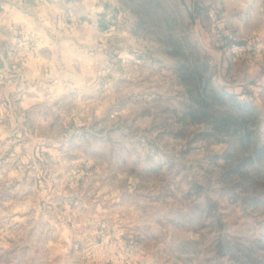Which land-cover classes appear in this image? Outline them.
<instances>
[{
  "label": "clouds",
  "instance_id": "obj_1",
  "mask_svg": "<svg viewBox=\"0 0 264 264\" xmlns=\"http://www.w3.org/2000/svg\"><path fill=\"white\" fill-rule=\"evenodd\" d=\"M197 93L213 119L189 124ZM253 124L264 0H0V264H218L223 232L253 247L264 206L223 158Z\"/></svg>",
  "mask_w": 264,
  "mask_h": 264
},
{
  "label": "rangeland",
  "instance_id": "obj_2",
  "mask_svg": "<svg viewBox=\"0 0 264 264\" xmlns=\"http://www.w3.org/2000/svg\"><path fill=\"white\" fill-rule=\"evenodd\" d=\"M195 69L190 70L189 79L195 74ZM184 119L189 124L208 123L213 119L207 100L200 94H194L187 111L183 114ZM218 129H227L230 125L227 122H217ZM253 130L244 136H236L233 140L229 156L228 153L223 157L225 166L231 167L237 160L240 161L237 169L239 177L244 185V191L250 195L244 199L245 207L258 208L264 206V133H261L253 124ZM235 135V134H234ZM201 137H197L200 139ZM222 140L221 136L215 137ZM234 179V177H233ZM235 199V197H234ZM247 243L241 242L235 236L223 232L216 242L218 264H264V261L256 259V254L264 250V234L252 241L254 246L248 247ZM182 250L187 251L190 245H181ZM191 264V261L188 262ZM205 264H211L205 261Z\"/></svg>",
  "mask_w": 264,
  "mask_h": 264
}]
</instances>
